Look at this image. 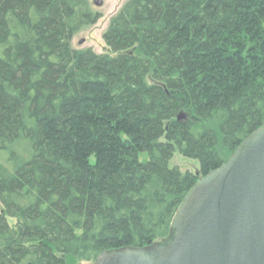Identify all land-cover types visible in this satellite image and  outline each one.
<instances>
[{
    "label": "trees",
    "instance_id": "obj_1",
    "mask_svg": "<svg viewBox=\"0 0 264 264\" xmlns=\"http://www.w3.org/2000/svg\"><path fill=\"white\" fill-rule=\"evenodd\" d=\"M100 17L0 0V264L165 239L199 175L264 123V0H127L107 52L74 47Z\"/></svg>",
    "mask_w": 264,
    "mask_h": 264
},
{
    "label": "water",
    "instance_id": "obj_2",
    "mask_svg": "<svg viewBox=\"0 0 264 264\" xmlns=\"http://www.w3.org/2000/svg\"><path fill=\"white\" fill-rule=\"evenodd\" d=\"M91 264H264V123L197 180L165 239L103 251Z\"/></svg>",
    "mask_w": 264,
    "mask_h": 264
},
{
    "label": "rangeland",
    "instance_id": "obj_3",
    "mask_svg": "<svg viewBox=\"0 0 264 264\" xmlns=\"http://www.w3.org/2000/svg\"><path fill=\"white\" fill-rule=\"evenodd\" d=\"M127 0H103V4L98 6L94 3V0H90L92 7L95 11L101 14L100 19L96 24L89 26L85 30L76 34L72 40V45L76 48H93L95 51L107 52L108 47L104 40L103 34L108 28L110 19L119 11L122 5ZM81 41H83L81 43ZM172 166H179L181 170L187 171H198L199 162L194 159L185 158L177 150L175 152L174 158L172 160ZM202 177L201 175H199ZM4 209L2 203L0 202V211ZM11 224H15L14 218H9ZM94 260L86 259H71L70 264H91Z\"/></svg>",
    "mask_w": 264,
    "mask_h": 264
}]
</instances>
